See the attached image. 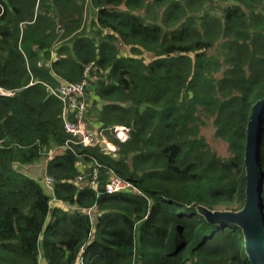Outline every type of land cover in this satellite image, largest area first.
I'll return each instance as SVG.
<instances>
[{
  "label": "trees",
  "instance_id": "trees-1",
  "mask_svg": "<svg viewBox=\"0 0 264 264\" xmlns=\"http://www.w3.org/2000/svg\"><path fill=\"white\" fill-rule=\"evenodd\" d=\"M87 64L84 120L113 150L66 132L51 92ZM263 96L264 0H0V264H251L193 203L243 205ZM258 154L264 213V111ZM113 174L138 191L106 193Z\"/></svg>",
  "mask_w": 264,
  "mask_h": 264
},
{
  "label": "water",
  "instance_id": "water-1",
  "mask_svg": "<svg viewBox=\"0 0 264 264\" xmlns=\"http://www.w3.org/2000/svg\"><path fill=\"white\" fill-rule=\"evenodd\" d=\"M264 96L255 100L245 128L244 174L245 197L236 209H210L195 204L198 212L212 222H232L241 228L244 251L251 264H264V213L261 197L262 170L259 162L260 123Z\"/></svg>",
  "mask_w": 264,
  "mask_h": 264
},
{
  "label": "built area",
  "instance_id": "built-area-1",
  "mask_svg": "<svg viewBox=\"0 0 264 264\" xmlns=\"http://www.w3.org/2000/svg\"><path fill=\"white\" fill-rule=\"evenodd\" d=\"M90 65L85 66L83 77L79 81L74 82H62L55 89H52L53 92L62 102L63 109L61 113V123L66 132L70 133L72 136L77 138V141L81 142L84 145H91L97 142L104 143L110 150H113V147L107 143L105 137L101 134L98 135L96 130H92L87 127L84 120V114L86 111L87 101L84 98L85 87L87 84L88 69ZM6 93H8L6 91ZM122 127V134L116 132L118 138L121 140L125 139L127 128ZM119 132V131H118ZM97 175L96 169L93 170L92 179L90 183L95 185V178ZM79 177H76L78 179ZM45 182L47 185H51L53 178L49 175L45 176ZM132 188L133 190L138 189L132 185V183L126 179H123L115 174L111 175L104 185V191L106 193L117 192L126 188ZM78 264V263H76Z\"/></svg>",
  "mask_w": 264,
  "mask_h": 264
},
{
  "label": "rangeland",
  "instance_id": "rangeland-1",
  "mask_svg": "<svg viewBox=\"0 0 264 264\" xmlns=\"http://www.w3.org/2000/svg\"><path fill=\"white\" fill-rule=\"evenodd\" d=\"M120 52L121 53H128V47L127 46H121ZM114 130H115V134H116V132H117V134L118 133L122 134V127L121 126L114 127ZM203 130H205V133H206L205 135L208 137V140L210 141L211 145L213 147H215L219 151L220 154H225L226 153V145H225V143L221 139H214L211 136V134H210L211 133V128H209V130H208L205 127H203ZM125 132L126 131H124V134H125ZM107 143L110 144L108 141H107ZM21 168H22V170L24 172H27L28 174H30L32 176L39 177V174L41 173L42 166H41V163L40 162H37V163H34V164L22 166ZM54 204H55V202H54ZM56 204L58 206H61V207L65 208V209L67 207H70L67 203H63V202H57L56 201Z\"/></svg>",
  "mask_w": 264,
  "mask_h": 264
},
{
  "label": "crops",
  "instance_id": "crops-1",
  "mask_svg": "<svg viewBox=\"0 0 264 264\" xmlns=\"http://www.w3.org/2000/svg\"><path fill=\"white\" fill-rule=\"evenodd\" d=\"M57 202H59V201H57Z\"/></svg>",
  "mask_w": 264,
  "mask_h": 264
}]
</instances>
